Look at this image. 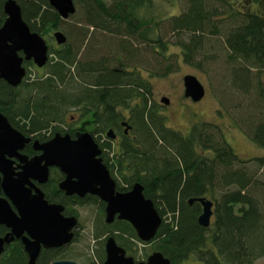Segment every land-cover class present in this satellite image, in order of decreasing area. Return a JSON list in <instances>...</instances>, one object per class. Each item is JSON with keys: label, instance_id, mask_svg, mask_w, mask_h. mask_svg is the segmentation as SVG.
Here are the masks:
<instances>
[{"label": "trees", "instance_id": "obj_1", "mask_svg": "<svg viewBox=\"0 0 264 264\" xmlns=\"http://www.w3.org/2000/svg\"><path fill=\"white\" fill-rule=\"evenodd\" d=\"M6 1L0 0V28L7 19ZM17 2L30 30L45 40L48 38L47 41L53 39L52 33L61 30L67 21L51 7L49 0ZM75 2L83 12L77 9L72 17L82 26L72 32L65 28L68 40L84 41L90 27L124 39H135L149 52L150 42L166 51L167 45L160 36L156 39L150 37L157 24L140 14L141 9L152 6L153 0ZM184 2L186 9L179 16L171 17V28L180 37L175 46L182 49L186 64L200 67L202 63L197 60V54L204 48L206 35L220 36L219 24L229 22H215L216 17L223 14L218 12L217 3L229 2ZM231 19L236 25L228 31L225 45L227 63L234 66L235 80L238 82L241 73L250 69L264 75V16L239 11ZM183 36L186 37L182 39ZM120 43L122 56L118 54L115 59L105 56L98 61L94 55L80 60L78 49L70 44L51 49L49 53L53 57L49 58L43 75L31 79L28 70L26 79L17 88L0 80V112L27 137L45 138L43 132L52 130L53 135L59 128L53 124L64 122L70 108L80 113L78 118L89 115L94 121L91 129L101 122L91 134H101L99 128L105 134L117 119H124L123 114H117L114 109L129 108L134 98L142 95V105H134L132 110L136 133L132 141H122L121 154L115 158L117 167L108 165L109 157L103 156V160L117 182L118 191L128 192L135 184L141 183L145 197L154 202L163 222L151 243L153 249L162 253L171 264H185L191 258L202 264H256L264 257V156L254 159L257 168L254 173L223 134L212 132L213 126L196 125L187 134L168 128L165 116L158 113L154 104L150 106L153 92L149 81L142 77L135 63L131 65L136 61L132 58L139 53L135 43L131 42L130 47L123 40ZM127 48L130 49L128 52ZM124 57L133 72L128 71V64L122 62ZM151 65L147 62L143 67L154 75ZM30 66L35 67L33 63L25 65L26 68ZM74 84L81 87L78 97L67 94V88ZM108 117L111 119H106ZM250 126L252 141L264 149V121ZM111 146V143L103 145L108 149ZM193 198H207L213 202L214 215L209 228L200 226L198 218L202 206L198 202L190 205L189 200ZM86 203L98 206L101 220L104 219L103 206L98 198ZM109 230L137 237L127 222H117ZM98 231L99 225L96 239ZM3 234L0 228V236ZM13 249L11 255L3 256L1 264H28L22 246L16 244ZM57 255V251H43L37 264H51L61 258Z\"/></svg>", "mask_w": 264, "mask_h": 264}, {"label": "water", "instance_id": "obj_2", "mask_svg": "<svg viewBox=\"0 0 264 264\" xmlns=\"http://www.w3.org/2000/svg\"><path fill=\"white\" fill-rule=\"evenodd\" d=\"M49 3L64 20L77 12L75 0H49ZM4 11L7 19L0 28V80L17 88L27 75L24 62L32 61L39 69L44 68L49 61V46L41 35L30 30L17 0H7ZM54 39L59 46L65 45L68 40L62 31H56ZM184 88V96L194 103L202 101L206 95L204 85L194 75L184 77ZM162 102L170 104L166 97L162 98ZM108 136L112 138L113 131H109ZM31 141V137L14 128L9 119L0 113V191L3 189L7 198H0V224L11 230L0 239V258L4 246L12 243L15 237H23L28 264H37L42 246L50 249L72 241L75 218L64 217L63 207L48 203L32 182V179L46 182L50 166L60 168L68 176L62 185L68 194L78 193L83 197L90 193L104 201L109 224L117 217L129 222L142 241L150 242L156 237L162 218L154 202L145 197L144 186L137 183L127 193L117 191L116 182L100 158L101 150L90 133L81 134L75 140L58 133L49 142L40 144L35 141L34 146L42 155L33 160L21 154ZM13 159L20 161V172H16ZM10 202L20 216L12 210ZM196 202L202 206L198 222L203 228H209L214 204L207 198L189 200L190 205ZM107 253L105 264H135L132 259L124 258V251L116 246L112 238L108 241ZM52 264L78 263L56 261ZM147 264H171V261L162 253L155 252Z\"/></svg>", "mask_w": 264, "mask_h": 264}, {"label": "rangeland", "instance_id": "obj_3", "mask_svg": "<svg viewBox=\"0 0 264 264\" xmlns=\"http://www.w3.org/2000/svg\"><path fill=\"white\" fill-rule=\"evenodd\" d=\"M227 3H217L218 12L223 14L216 17L215 22L226 20H229V22L219 24L222 31L220 36L206 35L204 48L200 49L197 54V57H199L197 60L202 63L200 67L186 64L182 49L175 46L180 41V37L176 36L171 28V17L179 16L186 9L184 0H153L151 7L140 10L141 16L152 19L157 24L154 26V32L150 34V37L156 39L157 36H160L161 41L167 45L166 51H163L158 44L150 42L148 43L151 46L149 52L145 49V46L135 39H124L90 27L87 29L88 32L84 41L76 42L72 39L67 40L65 45L59 46L54 39L55 32L52 33L53 39L47 41V38L46 41L49 51L70 44L78 49L80 60H86L87 57L94 55L96 61L105 56L113 59L118 54L122 56L123 50H119L120 42L123 40L127 46L134 42L135 49L139 53L137 57L132 58L136 61L131 65L135 63L134 66L140 69L141 75L148 78L153 92L150 98V106L154 104L158 108V113L165 116L166 126L184 134H187L196 125L213 126L212 132L223 134L235 153L247 162L246 165L249 169H253H250V171L256 173L257 168L254 159L263 157L264 149L252 141L250 125L264 121V75L262 72L259 74L256 69H250L241 73V79L237 82L233 73L234 66L227 63L228 50L225 45V37L228 31L236 25L231 19L235 12L241 11L247 14L255 13L264 16V0H227ZM77 9L81 13L83 12L82 7L78 4ZM213 24L216 25V23ZM79 26L82 25L76 21V18L70 17L62 24V29L59 31L65 33L66 28L67 32H72ZM185 37L183 36L182 39ZM145 54L147 56H143ZM125 55L127 56V54ZM51 57L53 55L49 53V58ZM122 62H125V65L128 64V70L129 68L130 70L133 69L127 62L126 57L122 58ZM147 62L152 63L150 68L154 75L144 69L143 66ZM45 68L38 69L36 66H30L26 69L31 72V79H35L39 75H43ZM166 72L168 73L164 75ZM186 75L196 76L204 85L206 95L202 101L194 103L184 96V77ZM80 88L78 84H74L72 87L67 88V94L78 97ZM164 97L170 100L169 105L162 102ZM79 115L80 113L76 109L70 108L64 122L54 123L53 126L66 128V122L69 123L72 119L73 121L77 120ZM135 131H133V135H135ZM43 133L47 134V132ZM101 136V140H104L106 134H101ZM79 213L85 229L79 243L81 246H73L69 250L74 255L83 246H88L89 250L94 249L96 239L93 237V226L95 222H101V216L96 207H81ZM168 217L173 218L172 214H168ZM189 263L202 264L193 258L185 262V264ZM256 264H264V257L259 259Z\"/></svg>", "mask_w": 264, "mask_h": 264}, {"label": "flooded vegetation", "instance_id": "obj_4", "mask_svg": "<svg viewBox=\"0 0 264 264\" xmlns=\"http://www.w3.org/2000/svg\"><path fill=\"white\" fill-rule=\"evenodd\" d=\"M128 47H130V46H128ZM129 50L130 49L127 48L126 52H128ZM132 51H133V49H132ZM27 63H33V62L32 61H25L24 66ZM126 68L128 69V67H126ZM128 71L133 72V69L130 70V68H129ZM26 77H27V75H26ZM143 78H145L148 81V78H146V77H143ZM142 97H143L142 95L139 97H135L134 100L130 103L129 108L121 107V108H115L114 109V111L117 114H120V112H121L123 114L124 119L123 120L122 119L120 120V118L117 119L114 122V124L111 125V127H109L106 130V133H105L106 137H104L105 138L104 140H101V138L99 139V136H101V134H103L101 128H99L101 130V134H98L96 132H94V135L91 134V130L95 131L96 128L100 127L101 122H99V124L97 123L95 125V128L91 129V126L93 125L92 122H94V121L91 120V117L89 115H86L85 117H82V115H81L80 118H78L75 121H73V119H72V121H70L69 123L66 122V125H67L66 128H64V127L57 128L53 135L51 134L53 131L52 130L51 132H47L45 138L41 137L38 139V138H36V136H30L32 138V141L28 145L25 146V148L21 151V154L28 157L29 160H33L34 158L40 157L42 155V152L35 148V146H34L35 141H39L40 144L49 142L58 133L61 134L62 136L69 135L70 138L73 140L77 139L81 134L90 133L93 136V139L98 144V146L101 150L100 158H102V160H103V156H106V158L109 157L110 160L107 161L108 165L110 167L112 165L113 166L115 165V167H117V164H115V158L117 157V155L121 154V152H119V151H120V145H121L122 141L124 139H130V141H132L134 138V135H133L134 126H133V121H132V110H133L134 105H138V104L142 105V103H143ZM111 117H108L106 119L110 120ZM109 131H113L114 136L112 138L108 136ZM108 143L112 144V146L109 147V150L107 147H103V145H107ZM13 161H14L13 166L16 169V172H20V161L18 159H13ZM103 163H104V160H103ZM21 165L23 166V164H21ZM117 169L118 168H116L113 171L114 175H116ZM108 170L111 174L110 169H108ZM37 178H39V177H37ZM67 178H68V176L65 173H63L60 168H58L56 166H50L48 179L46 182H40L39 179H32L33 184L38 189H40V191L44 195V199L48 203H50L52 205L62 206L64 209V211L62 212V215L66 218H75V220H76V224L72 229V233L74 235L72 241L66 245H63L60 247H54V248H50V249H45L42 246L39 258L41 256V254L43 253V251L50 250V251H57V254H58L57 256L61 257V258H57L56 261H71V262H76L78 264H105L107 259H108L107 244H108L109 239L112 238L115 241L116 246L119 249H122L124 251V258L132 259L133 263H135V264H147L149 261V258L155 252H158V251H155L153 249V246L151 244L153 240L150 242L142 241L139 238L135 229L134 230H135V234L137 237H134V235L130 234V233H122L120 231H113V232L110 231L109 228L115 227L117 222H127V221L119 220L116 217L114 222L109 224L107 222V218H106V203L104 201H102L99 197H97L96 195H93L90 193L86 194L83 197L78 195V193L68 194L66 189L62 188V185L67 180ZM74 181H75V179H74ZM114 181H115V179H114ZM116 185H117V182H116ZM116 189H117V187H116ZM34 192L35 191L33 190V193ZM119 192H121V191H119ZM121 193H127V192H121ZM0 198L7 199L3 189H1V191H0ZM93 198H98L99 202H101V204L103 206V217H104V219H102L101 222H99V223L95 222L94 226H93V237H95V239H96V236H95L96 228H97V225H99V231H98L99 237H98V239H96V244H95L94 249L89 250L90 248L88 246H83L81 248V250L78 253H76V255H74V254H72V251L70 252L69 250L73 246H77V247L81 246L79 243L81 241L82 232L85 229V226L81 222L79 208L85 207V206L96 207L93 205H87V203H86L88 200H92ZM10 206H11L12 210L16 213V215L20 216L16 207L11 202H10ZM96 208L98 209V206ZM98 211H99V209H98ZM212 220H213V218H212ZM102 221L104 223H102ZM127 223H129V222H127ZM0 228H2V231L4 232V234L0 236V239L4 238L7 234H9L11 232V230L9 228H7L5 225L0 224ZM25 235H27V233H25ZM22 239H23V237H20V238L15 237V239L12 241V243L4 246V252L0 258V263H2V259H3L4 255H6V254L11 255V253L14 252L13 248L16 244H19L20 246H22V248L25 252V247L23 245ZM27 258H28V255H27Z\"/></svg>", "mask_w": 264, "mask_h": 264}]
</instances>
